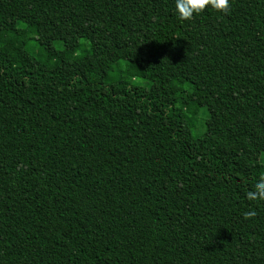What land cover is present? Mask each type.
I'll use <instances>...</instances> for the list:
<instances>
[{"label":"trees","instance_id":"16d2710c","mask_svg":"<svg viewBox=\"0 0 264 264\" xmlns=\"http://www.w3.org/2000/svg\"><path fill=\"white\" fill-rule=\"evenodd\" d=\"M230 3L0 0V264H264V0Z\"/></svg>","mask_w":264,"mask_h":264},{"label":"clouds","instance_id":"9594fccd","mask_svg":"<svg viewBox=\"0 0 264 264\" xmlns=\"http://www.w3.org/2000/svg\"><path fill=\"white\" fill-rule=\"evenodd\" d=\"M206 9L227 15L231 10V3L230 0H175V11L180 21L191 20L194 15H200ZM246 198L252 202H264V175H261L253 185V189L246 193ZM256 215L257 212L254 209L243 213L246 220Z\"/></svg>","mask_w":264,"mask_h":264},{"label":"rangeland","instance_id":"374dc122","mask_svg":"<svg viewBox=\"0 0 264 264\" xmlns=\"http://www.w3.org/2000/svg\"><path fill=\"white\" fill-rule=\"evenodd\" d=\"M57 47H59V45H57ZM190 110H191L192 113L198 112V110H196V108L193 107V106L190 108ZM262 162H264L263 157H262Z\"/></svg>","mask_w":264,"mask_h":264}]
</instances>
